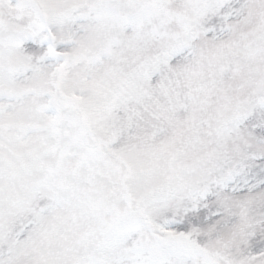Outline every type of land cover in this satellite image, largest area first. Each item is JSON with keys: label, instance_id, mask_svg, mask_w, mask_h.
<instances>
[{"label": "snow or ice", "instance_id": "1", "mask_svg": "<svg viewBox=\"0 0 264 264\" xmlns=\"http://www.w3.org/2000/svg\"><path fill=\"white\" fill-rule=\"evenodd\" d=\"M0 264H264V0H0Z\"/></svg>", "mask_w": 264, "mask_h": 264}]
</instances>
